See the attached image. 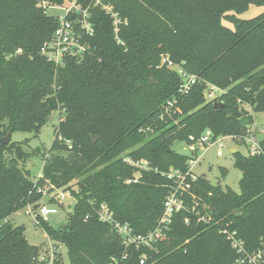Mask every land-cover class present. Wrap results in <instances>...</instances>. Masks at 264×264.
Returning <instances> with one entry per match:
<instances>
[{
  "label": "trees",
  "instance_id": "16d2710c",
  "mask_svg": "<svg viewBox=\"0 0 264 264\" xmlns=\"http://www.w3.org/2000/svg\"><path fill=\"white\" fill-rule=\"evenodd\" d=\"M68 1L0 0V141L8 133L38 134L54 112L65 115L37 181L21 166L29 156L23 149L28 143H0V264H42V250L28 242L25 228L7 220L26 207L36 210L46 183L71 190L75 180L77 203L67 223L41 228L67 248L70 264H110L124 247L112 226L99 220L101 205L137 234L151 231L174 184L167 174L190 168L192 159L173 151L174 143L189 142L206 130L215 138L243 137L252 114L264 113V14L251 20L236 16L263 6L264 0H101L122 20L124 45L116 40L111 16L102 6H92L91 53L56 68L40 53L59 27L47 9ZM164 58L226 93L211 103L205 101L204 86L180 96L181 79ZM174 99L182 114L176 123L161 120ZM215 103L224 106L215 108ZM262 150L254 157L234 154L242 173L240 193L199 177L193 200L212 222L199 223L192 212L177 215L168 241L146 251L148 264H236V252L220 234L224 227L237 231L248 249L261 248L264 141ZM126 158L146 162L149 170L126 164ZM222 174L226 178L228 171ZM137 176V183H127ZM143 253L131 250L126 264H139ZM54 264H64L63 254Z\"/></svg>",
  "mask_w": 264,
  "mask_h": 264
},
{
  "label": "built area",
  "instance_id": "2783aa9c",
  "mask_svg": "<svg viewBox=\"0 0 264 264\" xmlns=\"http://www.w3.org/2000/svg\"><path fill=\"white\" fill-rule=\"evenodd\" d=\"M81 0H69L66 4L70 6H61L60 9L65 13L63 18L59 19V27L54 32L52 38L45 42L41 48V55L50 63L54 64L56 68H63L68 59H75L81 61L85 56L91 53V39L95 35V28L91 22V7L102 6L105 12L111 16L114 24V32L118 44L124 45L119 38V27L122 25V20L119 15L114 12L113 8L103 5L101 0H83L90 2L87 7H84ZM48 10V9H47ZM127 24V23H125ZM22 50L18 51V54ZM163 64L167 65L170 70H174L181 79L179 94L186 96L197 86H204V98L206 103L217 101L226 92L217 86L203 81L199 77L189 74L184 68L183 64L175 65L169 58L163 59ZM179 101L177 99L170 100L165 105V111L161 115V120L168 118L174 121L177 116L182 114ZM254 121L249 124L248 130L243 137H218L215 138L211 130H206L201 136H191L189 144L193 152L199 148H208L210 146H219L218 156L224 155V142L227 139H233L241 142L246 149L247 156L261 155L262 142L261 136L264 135V128H260L255 123V114L253 113ZM175 122V121H174ZM176 123V122H175ZM149 131L151 129H148ZM124 162L133 167L144 171L149 170L146 162H134L130 158H126ZM193 160L189 161V171L187 173L180 170L171 169L167 174V178L174 182L172 188L167 195L164 205L163 214L157 225L145 234H137L129 224H123L115 220L113 213L107 205H101L98 216L99 220L112 226L113 230L121 238L124 247V253L121 256L113 257L110 264H126L131 250L135 252L143 251L139 259V264H148L149 258L146 251H155L158 246L168 239L169 233L173 230L174 219L177 215L186 213H194L198 217V222L210 224L212 217L209 213L202 215L197 209V199L193 200L194 194L192 192L193 184L198 180L193 172ZM139 179L129 180L127 183H137ZM55 192L50 195L51 200L60 204L67 198L73 197L71 190H58L53 187ZM47 194H44V196ZM193 200V205H189L188 201ZM57 203V204H58ZM58 204V206H59ZM58 207L55 204H41L36 210L31 207L30 215L37 226L44 223L51 224L52 219L58 215ZM186 223L189 220L186 219ZM220 234L226 238L230 243L232 249L236 252L238 258L236 264H264V245L258 250H250L247 248L245 242L239 238L237 231L231 230L229 227L221 229ZM58 247V248H57ZM63 248L61 244L50 241V245L45 251H41L38 257V262L42 264H54L60 251Z\"/></svg>",
  "mask_w": 264,
  "mask_h": 264
},
{
  "label": "rangeland",
  "instance_id": "374dc122",
  "mask_svg": "<svg viewBox=\"0 0 264 264\" xmlns=\"http://www.w3.org/2000/svg\"><path fill=\"white\" fill-rule=\"evenodd\" d=\"M65 6H70V4H66ZM47 14L48 16L57 19L63 18L65 15V13L58 6L50 7L47 10ZM262 14H264V5H253L246 13L240 15L236 14V16L242 20H251ZM223 24L231 29H234V25L226 20H224ZM246 109L251 112V108L249 106H246ZM64 117V113L56 111L50 116L47 124L38 134L34 132H15L12 134L13 142L28 143L26 146H23V149L24 152L29 154V156L26 158L25 162L21 163V166L24 167V169L29 173L31 180L37 181L42 177L46 160L51 157L50 151L55 140L56 129ZM254 124L258 125L260 128H264V113L255 114ZM260 139L264 141V135H262ZM224 144V155L222 157L218 156V151L220 148L217 145L210 146L208 148H199L197 151L193 152L190 147L191 145L186 141H176L173 145V151L195 161L192 165L193 172L197 177L207 178V180L211 181L212 183L216 182L217 185L219 183L222 189L230 188L236 193H240L239 182L242 178V173L235 168V157L232 154V149H235L237 153L247 156L246 149L241 142L233 139H227ZM55 154L68 157L67 153ZM222 169H226L228 171L226 178L223 177ZM136 178L139 179V176ZM77 184V180L70 184L69 187H71V191L75 193L79 192ZM64 189L66 188H60L58 190L62 191ZM40 192L43 194V200L39 203V205L55 204L58 207V215L52 219L51 225L56 229L64 226L67 223L69 216L74 212L77 199L73 196L67 198L60 204L57 202V200L50 202L52 201L50 195L55 192V190H53V186L50 185V183H46ZM44 194L47 195L44 196ZM209 206L210 205H205L207 209L212 208V206ZM30 209L31 206L19 210L7 221L12 223L15 227L23 226L25 228V236L28 242L32 246H38L42 251H45V249L48 248V245H50V241L52 239L42 230L40 226H37L34 222V219L28 215ZM184 222L185 224H188L186 223V220ZM168 239L165 242H167ZM60 251L63 254L64 264H70L67 248L63 246Z\"/></svg>",
  "mask_w": 264,
  "mask_h": 264
},
{
  "label": "water",
  "instance_id": "95a60500",
  "mask_svg": "<svg viewBox=\"0 0 264 264\" xmlns=\"http://www.w3.org/2000/svg\"><path fill=\"white\" fill-rule=\"evenodd\" d=\"M224 105L222 104V103H215L214 104V107L215 108H221V107H223ZM12 141V134L11 133H8V135L5 137V138H3L1 141H0V143L2 144V145H8L10 142ZM234 155V154H233ZM214 186H217V183L216 182H214Z\"/></svg>",
  "mask_w": 264,
  "mask_h": 264
},
{
  "label": "crops",
  "instance_id": "0c3cea01",
  "mask_svg": "<svg viewBox=\"0 0 264 264\" xmlns=\"http://www.w3.org/2000/svg\"><path fill=\"white\" fill-rule=\"evenodd\" d=\"M237 153V151L235 149H232V154Z\"/></svg>",
  "mask_w": 264,
  "mask_h": 264
}]
</instances>
